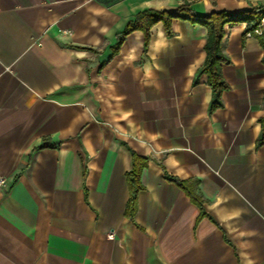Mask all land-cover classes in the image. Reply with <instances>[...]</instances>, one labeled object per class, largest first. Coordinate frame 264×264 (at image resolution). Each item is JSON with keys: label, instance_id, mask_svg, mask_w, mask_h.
Masks as SVG:
<instances>
[{"label": "crops", "instance_id": "obj_1", "mask_svg": "<svg viewBox=\"0 0 264 264\" xmlns=\"http://www.w3.org/2000/svg\"><path fill=\"white\" fill-rule=\"evenodd\" d=\"M199 14L264 0H0V264H264V49L226 25L229 89L211 109ZM147 159L133 219L127 173ZM168 176L199 180L205 215Z\"/></svg>", "mask_w": 264, "mask_h": 264}, {"label": "trees", "instance_id": "obj_2", "mask_svg": "<svg viewBox=\"0 0 264 264\" xmlns=\"http://www.w3.org/2000/svg\"><path fill=\"white\" fill-rule=\"evenodd\" d=\"M175 19L189 20L193 24H200L208 29V38L205 45L206 59L200 68L201 73H205L208 77V83L212 88L213 99L210 108L213 110L223 106L222 94L229 89V84L223 76V64L229 63L230 59L224 53L223 39L225 36L226 25L237 23H246L243 38L246 39L249 33L254 34L260 41L264 49V8L257 11L255 8L247 9L239 13H231L227 11H214L210 14L197 13L189 3L180 5L176 10H158L147 9L135 14L134 18L129 20L124 28L117 36V43L114 47V53L118 52L126 37L134 31L140 30L145 37V51H147L151 39L152 29L160 22L164 23L168 36L173 35V21ZM261 29V34H256L255 30ZM264 63V56L262 59ZM261 124L258 145L264 142V117L259 118ZM146 158L133 153V167L127 173L128 185L130 190V198L127 204L125 214L133 219L138 206L139 192L144 188L141 182L143 169L147 166ZM170 181L178 184L201 209V217L204 216V200L199 194V180L191 179L187 181L180 180L177 177L168 176Z\"/></svg>", "mask_w": 264, "mask_h": 264}, {"label": "built area", "instance_id": "obj_3", "mask_svg": "<svg viewBox=\"0 0 264 264\" xmlns=\"http://www.w3.org/2000/svg\"><path fill=\"white\" fill-rule=\"evenodd\" d=\"M257 11H260V10H257ZM255 33L261 34V29L255 30ZM249 35H251V33H249ZM9 185H10L9 178L6 176H0V193L6 191Z\"/></svg>", "mask_w": 264, "mask_h": 264}, {"label": "rangeland", "instance_id": "obj_4", "mask_svg": "<svg viewBox=\"0 0 264 264\" xmlns=\"http://www.w3.org/2000/svg\"><path fill=\"white\" fill-rule=\"evenodd\" d=\"M262 21H263V23H264V19H263Z\"/></svg>", "mask_w": 264, "mask_h": 264}]
</instances>
